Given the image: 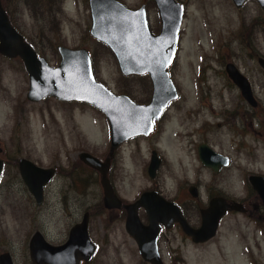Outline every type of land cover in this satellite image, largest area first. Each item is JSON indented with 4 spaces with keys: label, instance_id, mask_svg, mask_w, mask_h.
Segmentation results:
<instances>
[{
    "label": "rangeland",
    "instance_id": "obj_1",
    "mask_svg": "<svg viewBox=\"0 0 264 264\" xmlns=\"http://www.w3.org/2000/svg\"><path fill=\"white\" fill-rule=\"evenodd\" d=\"M121 1L131 7L147 2ZM0 2L10 22L49 64L58 63L60 45L83 47L98 81L114 93L129 90L126 95L137 103L149 101L148 77L122 75L112 52L89 34L87 0ZM147 3L149 27L157 33L158 13L153 3ZM186 6L169 68L178 95L152 133L131 137L114 149L108 178L120 198H136L152 182L146 168L155 150L161 158L155 181L170 197L190 207L189 221L197 224L198 208L209 195L244 199L251 194L247 176L264 175V75L254 56L256 50L264 53V10L255 0H246L239 8L231 0H186ZM227 62L248 79L257 107H250L228 79ZM27 86L20 59L0 55V253L8 252L13 264H34L28 254L34 231H40L48 243L60 244L69 227L90 211L88 234L96 250L80 264H134L129 240L119 230L121 222L103 206L98 174L74 163L81 151L100 160L108 156L106 119L84 102L54 97L28 101ZM200 143L227 156L228 164L218 172L202 165L197 155ZM19 157L58 168L44 186L39 205L20 179ZM189 185L196 187L197 197L188 194ZM168 233L169 242H163L169 247L165 258H174L173 264H264L262 217L254 223L241 213L229 212L214 237L201 245L184 238L179 228Z\"/></svg>",
    "mask_w": 264,
    "mask_h": 264
},
{
    "label": "water",
    "instance_id": "obj_2",
    "mask_svg": "<svg viewBox=\"0 0 264 264\" xmlns=\"http://www.w3.org/2000/svg\"><path fill=\"white\" fill-rule=\"evenodd\" d=\"M152 1L160 23L157 33L150 30L143 7L132 10L118 0H87L89 34L112 52L121 74L148 76L151 95L145 104L133 101L126 94H116L96 80L89 53L83 47L60 45L57 47L58 63L49 64L11 25L1 2L0 55L10 59L18 58L22 62L27 74L25 97L28 101L38 102L46 97H54L59 101L84 102L100 111L108 124V154L111 155L125 140L139 135L147 136L167 103L177 97L168 68L176 56L183 8L174 0ZM231 1L236 7H240L245 0ZM255 1L264 10V0ZM258 63L264 71V59H259ZM224 70L245 102L255 106L256 101L246 76L231 62L225 64ZM197 155L201 164L213 172H218L220 167L228 164L227 156L214 151L205 143L198 144ZM78 159L99 172L103 206L107 209L119 208L120 200L106 178L108 158L101 161L89 152L81 151ZM158 164L159 159L152 151L147 165L149 177L154 176ZM1 169L0 159V175ZM17 169L27 191L39 205L43 188L51 180L54 169L39 166L25 157L17 159ZM247 180L264 205V177L250 174ZM188 192L195 196V187L189 186ZM140 205L148 216V224L145 226L140 224L136 215V207ZM227 207L242 209L241 204L233 202L228 205L222 197L210 199L208 205L200 210L199 226L193 228L174 203L156 196L153 192H143L133 203L124 206V228L134 238L144 260L152 264H164L158 256L148 253V246L155 242L160 225L168 227L172 222H177L193 243H202L214 236L218 220ZM94 249L95 245L87 234L86 213L69 228L66 239L60 244L48 243L37 230L28 241L29 258L34 264H80L81 261L87 262L91 259ZM0 264H13L8 252L0 253Z\"/></svg>",
    "mask_w": 264,
    "mask_h": 264
},
{
    "label": "flooded vegetation",
    "instance_id": "obj_3",
    "mask_svg": "<svg viewBox=\"0 0 264 264\" xmlns=\"http://www.w3.org/2000/svg\"><path fill=\"white\" fill-rule=\"evenodd\" d=\"M120 3H122L123 5H125L127 8H129V9H132V10H135V9H137V8H139V7H143V9H144V11H145V14H146V17H147V10H148V3L147 2H151V4L153 3V1L152 0H147V2H141L140 3V5H138L137 7L135 6V7H131L130 6V4L128 5L126 2H124V1H121V0H118ZM175 2H177V3H179V4H181L182 5V8H183V13H182V20H183V18H184V15L186 14V9H187V6H186V0H174ZM246 1V0H245ZM244 1V2H245ZM232 2V1H231ZM243 2V3H244ZM242 3V4H243ZM154 4V3H153ZM242 4H241V6H242ZM234 5V4H233ZM87 6H88V4H87ZM155 6V5H154ZM235 6V5H234ZM240 6V7H241ZM236 7V6H235ZM87 8V7H86ZM156 8V7H155ZM236 8H239V7H236ZM157 10V9H156ZM88 13H89V11H88ZM7 14V13H6ZM89 15V14H88ZM8 16V15H7ZM8 19H9V17H8ZM89 19H90V17H89ZM147 20H148V17H147ZM9 21H10V19H9ZM11 23V22H10ZM11 25L15 28V26L11 23ZM16 29V28H15ZM17 30V29H16ZM18 31V30H17ZM19 32V31H18ZM20 33V32H19ZM154 33V32H153ZM21 34V33H20ZM22 35V34H21ZM23 36V35H22ZM92 37V36H91ZM24 38V37H23ZM178 38H179V35H178ZM25 39V38H24ZM176 51H177V49H176ZM89 53V52H88ZM90 56V55H89ZM255 59H256V62H257V66H258V68H259V73L260 74H262V75H264V71H263V69L260 67V65H259V63H258V60L259 59H264V53L260 50H256V53H255ZM91 57V56H90ZM91 60V59H90ZM232 63V62H231ZM226 64V63H225ZM264 84V83H263ZM252 88V87H251ZM253 93V92H252ZM242 98V97H241ZM176 99V98H175ZM175 99H173V100H175ZM243 99V98H242ZM254 99H255V101H256V98L254 97ZM173 100H171V101H173ZM244 100V99H243ZM170 101V102H171ZM245 101V100H244ZM170 102H168L167 103V105L165 106V108L162 110V112H161V114H160V116L153 122V129H152V131L150 132V133H152L153 131H154V129H155V126H156V124H157V122H158V120L161 118V116H162V114H163V112L166 110V108L168 107V104L170 103ZM250 106V105H249ZM255 106L257 107V101H256V104H255ZM255 106H250V107H255ZM149 133V134H150ZM148 134V135H149ZM147 135V136H148ZM144 137V136H143ZM152 151H154L155 152V154H156V151L155 150H151V152ZM112 156H113V152H112V154L111 155H109L108 154V156L107 157H105V158H108V163H107V169H106V178L108 179V181H109V184L111 185V187H112V190H113V192H114V194L116 195V197H118V199L120 200V207L119 208H111V209H107V208H105L106 210H108V212L110 213V212H113V214H116V217H117V219L121 222V228H119V230H120V233H123L126 237H127V239L129 240V244H130V249H131V253H132V255H133V257H134V264H152L151 262H149V261H147V260H144L141 256H140V254H139V250H138V246H137V244L135 243V240H134V238L129 234V233H127L126 232V230H125V228H124V222H125V217H126V211H125V208H124V206L126 205V204H131V203H133L140 195H141V193H143V192H153V193H155V195L156 196H159V197H161V198H163L164 200H166V201H170V202H172V203H174L178 208H179V210H180V213L183 215V217L185 218V220L187 221V223L191 226V227H193V228H196V227H198L199 226V224H200V210L201 209H203V208H205L207 205H208V202L210 201V199H212V198H219V197H222L226 202H227V204L228 205H230V203H233V202H237V203H239V204H241V206H242V209L241 210H234V209H232V208H229V207H227L226 208V210H225V212H224V214L221 216V218L218 220V224H219V222H220V220L222 219V217L224 216V215H226L227 213H229V212H238V213H241L246 219H250V220H253L254 221V223H256V218L258 219V220H260V218L262 217L263 219H264V205H263V203H262V201H261V199H260V197L256 194V191H254L252 188H251V186H250V189H251V194L249 195V196H247V197H245L244 199H240V200H234V199H231V198H226V197H224V196H222V195H220V194H212V195H209L208 196V199H207V201H206V204H203V206L201 207V208H198V215H199V221H198V223L197 224H191L190 223V221L189 220H191V218H190V210L191 209H189L190 207H188L187 205H185V206H183V203L182 202H179V200L177 199V197L176 196H172V197H170V195H169V192H168V190H166V189H164V188H162L160 185H159V183L157 182V181H155L156 179V177H155V174H156V171H155V174H154V176L153 177H149V175H148V177H149V179H150V185L149 186H147V187H145V188H143V189H141L140 191H139V193H138V195H137V197L136 198H134V199H132V200H123L122 198H120L119 196H118V194H117V189L113 186V184L111 183V181L109 180V178H108V173H109V171H110V169H111V158H112ZM96 157V156H95ZM156 157L159 159V164H158V167H159V165L161 164V158L159 157V156H157V154H156ZM77 158H78V155H77ZM98 158V157H97ZM105 158H103V160L105 159ZM99 159V158H98ZM79 160V159H78ZM100 160V159H99ZM103 160H101V161H103ZM80 161V160H79ZM76 162V160H75V164H82V165H85L83 162ZM228 161H229V159H228ZM36 164V163H35ZM148 165V164H147ZM87 168H89V169H91V170H93L94 172H95V174L97 173L98 174V177L100 178V174H99V172L96 170V169H93V168H91V167H89V166H87V165H85ZM48 167H52V166H48ZM157 167V168H158ZM53 169H54V173H53V175L58 171V168H56V167H52ZM157 170V169H156ZM146 172H147V168H146ZM260 175H262V174H260ZM263 177H264V175H262ZM53 177V176H52ZM52 179V178H51ZM248 181V180H247ZM189 186H193V185H189ZM188 186V187H189ZM188 187H187V192H188ZM194 187V186H193ZM195 190H196V187H195ZM102 191V190H101ZM188 194L190 195V196H192L193 198H195V197H197V190H196V195L195 196H193V195H191L189 192H188ZM182 206V207H181ZM259 209V211H258V213H256V210H258ZM84 213H86V215H87V234L89 233L88 232V220H89V218H90V215L91 214H89L90 213V211H84L82 214H81V217H80V219L78 220V221H75L72 225H74L75 223H77V222H79L81 219H82V216H83V214ZM92 213H94V210L92 211ZM111 214V213H110ZM136 215H137V218H138V220H139V222H140V224L141 225H143V226H145V225H147L148 224V216H147V214L145 213V211H144V209H143V207L140 205V206H137L136 207ZM218 224H217V228H216V231H215V234H216V232H217V229H218ZM71 225V226H72ZM70 226V227H71ZM69 227V228H70ZM173 228H179L180 230H181V228H180V226H179V224L177 223V222H172L168 227H166V226H163V225H160L159 227H158V229H157V232H156V236H155V242L153 243V244H150L149 246H148V253L151 255V256H155V257H157L158 256V258H160V260L164 263V264H173V262H177V261H175V259L174 258H172V259H170V260H168L167 261V258H165L167 255H168V251H169V247H168V245L166 246L165 244H163V242L164 241H167V242H169V239L171 238V236L170 235H168L169 233L168 232H170V230H172ZM69 230V229H68ZM182 231V230H181ZM68 233V232H67ZM183 233V232H182ZM184 234V233H183ZM214 234V235H215ZM88 236H89V234H88ZM66 237H67V235H66ZM214 237V236H213ZM89 238H90V236H89ZM184 238H186V239H188L192 244H194V245H201V244H205L207 241H209L210 239H208L207 241H205V242H202V243H193L192 241H191V239H190V237L189 236H187V235H185L184 234ZM66 239V238H65ZM90 240L94 243V241L90 238ZM63 242V241H62ZM61 242V243H62ZM94 245H95V243H94ZM166 249L168 250V251H166ZM95 250H96V245H95V249H94V251H93V254H92V256H91V258L93 257V255H94V252H95ZM11 258V257H10ZM12 261V260H11ZM167 261V262H166ZM83 262V261H82Z\"/></svg>",
    "mask_w": 264,
    "mask_h": 264
},
{
    "label": "trees",
    "instance_id": "obj_4",
    "mask_svg": "<svg viewBox=\"0 0 264 264\" xmlns=\"http://www.w3.org/2000/svg\"><path fill=\"white\" fill-rule=\"evenodd\" d=\"M146 76H147V75H146ZM119 92L124 93V94H129V90H121V89H120ZM140 101L143 102L144 100H140ZM144 102H146V101H144Z\"/></svg>",
    "mask_w": 264,
    "mask_h": 264
}]
</instances>
